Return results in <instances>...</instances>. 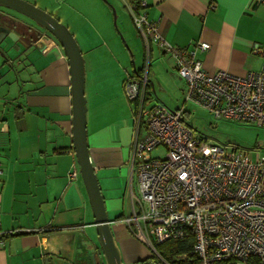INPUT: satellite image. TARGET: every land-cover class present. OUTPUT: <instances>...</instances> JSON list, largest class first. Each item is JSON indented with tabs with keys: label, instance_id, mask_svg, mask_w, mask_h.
<instances>
[{
	"label": "crops",
	"instance_id": "0c3cea01",
	"mask_svg": "<svg viewBox=\"0 0 264 264\" xmlns=\"http://www.w3.org/2000/svg\"><path fill=\"white\" fill-rule=\"evenodd\" d=\"M104 1L115 8L116 20L121 15L118 31L130 53L138 52L141 43L147 58L152 59L155 46V64L148 63L149 87L153 88L152 71L183 95L185 82L175 70L173 57L155 42L146 45L131 25L127 6L135 0ZM144 1L146 6L139 11L170 45L208 43L207 51L196 53L206 71L242 76L264 68V0ZM87 22L90 32L81 36L78 44L85 68L90 160L122 257L136 263L130 255L127 232L116 236L112 228L128 217L124 214L126 175L137 180L132 164L134 115L132 109L129 112L123 107V80L112 83L111 92L109 74L92 66L94 60L111 52L103 47L104 40L103 44L94 41L96 37L104 39L99 22L90 18ZM0 28L12 36L0 37V229L5 233L0 264H92L95 253L98 263L104 264L73 148L66 54L48 32L13 14L0 13ZM107 34L116 46L114 36ZM119 56L122 59L121 52ZM116 73L122 78L120 69ZM73 167L78 175L70 179L68 171ZM12 232L19 233L10 235Z\"/></svg>",
	"mask_w": 264,
	"mask_h": 264
},
{
	"label": "built area",
	"instance_id": "2783aa9c",
	"mask_svg": "<svg viewBox=\"0 0 264 264\" xmlns=\"http://www.w3.org/2000/svg\"><path fill=\"white\" fill-rule=\"evenodd\" d=\"M145 6L144 0L128 4L132 22L146 45L155 42L173 57L185 82L184 102L217 118L264 126V68L242 76L206 71L196 53L207 51L208 43L170 45L139 11ZM147 69L148 63L141 77L129 76L124 82L128 100L138 102L132 141L137 196L130 192L125 221L137 229L160 264L173 262L157 251L156 244L190 236L191 251L175 255L173 261L264 264V157L197 136L185 122L183 107L170 109L153 100ZM157 147L166 150L163 158L150 155ZM77 175L76 167L68 171L70 179ZM3 235L0 229V243Z\"/></svg>",
	"mask_w": 264,
	"mask_h": 264
},
{
	"label": "rangeland",
	"instance_id": "374dc122",
	"mask_svg": "<svg viewBox=\"0 0 264 264\" xmlns=\"http://www.w3.org/2000/svg\"><path fill=\"white\" fill-rule=\"evenodd\" d=\"M28 1L35 3L38 7L42 6L40 7L42 9L46 7L47 10H45L47 12L52 13L54 16H56V18L60 20V22L68 27L77 42H79L81 36H83L87 32H90V26L87 24V19L90 18L91 20H96L99 22L98 24L102 26V34L104 39H99L98 37H96V35H94V38L96 37L94 41L95 43L99 42L100 44H103L104 40L105 42L103 44V47L105 49L106 47H109L111 55L109 53L101 55V58L93 61L92 66L100 67L102 70H105L109 74L108 78L111 86V92L112 83L116 84L118 82V79H120L121 83V81L123 80L121 86L122 94L125 100V102H123V107L127 108L130 112L131 108L129 109V100L126 94L124 80L132 74L133 65L136 67H140L144 64V69L147 68V63L154 66L157 53L155 46L152 45L154 52V56L152 59L147 58L146 48L142 47L141 43L138 47V52L135 51L133 53H130L127 47L128 45L124 42V38L118 31V26H120L122 23V17L120 15V19H117L115 21L113 7H109L108 3L104 0ZM0 13L13 14L20 19H23L27 23L38 27L30 19L16 13L13 10L0 6ZM119 14H122V11L119 10ZM122 16L124 17V13L122 14ZM130 20L131 23L132 19L130 18ZM131 25L135 28L133 22L131 23ZM73 30H77V32L74 33ZM107 33H110L114 36L116 46L111 43V40ZM119 52H121L123 55L122 59L119 56ZM131 54L133 55V57ZM116 69H120L122 78H120L118 73H116ZM154 74L155 73H152L151 71V77H149V79L153 82V88L149 87V92L153 96V100L165 104L170 109H178L183 107V109L185 110V113L183 115L185 122L193 129L197 136L206 139L208 142L227 146L228 148L240 147L241 149L250 151L251 155L254 157H264V126H258L253 123L241 122L226 118H217L211 112L204 108L195 106L189 102L185 103L184 96L181 95L180 92H176L174 89H172L166 83L163 76H154ZM89 82L91 83V80H89ZM89 82L88 85H90ZM116 93L117 91L115 92V94ZM143 133L144 130L142 129L141 134ZM165 153L166 150L163 147H157L150 152V155L152 157L163 158ZM125 187L126 195L124 201V214L128 215L129 217L131 208L130 192L132 191L134 195L137 196V184L135 177L131 178L129 175H126L124 181V188ZM118 224L112 227L113 232L116 236L120 231H123L124 233L127 232V243L131 251L130 255L132 257V260L152 257L153 253L151 249L146 244V242L139 238V232L136 228H134V230L136 231H133L129 227L125 219L123 220V222H118ZM122 261L124 262V264H134L131 263L130 259H128L126 256L122 257Z\"/></svg>",
	"mask_w": 264,
	"mask_h": 264
},
{
	"label": "water",
	"instance_id": "95a60500",
	"mask_svg": "<svg viewBox=\"0 0 264 264\" xmlns=\"http://www.w3.org/2000/svg\"><path fill=\"white\" fill-rule=\"evenodd\" d=\"M0 6L30 19L38 26L36 28L48 32L58 41L66 54L71 89L73 148L79 173L92 208L93 225L96 227L98 245L104 264H124L120 248L111 230L112 221L108 218L105 201L90 160L86 131L85 68L79 44L66 25L52 13L38 7L35 3L28 0H0ZM113 13L116 21L117 14L114 7ZM6 35L12 38L8 31L0 28V37ZM95 254L92 255V264H98Z\"/></svg>",
	"mask_w": 264,
	"mask_h": 264
},
{
	"label": "trees",
	"instance_id": "16d2710c",
	"mask_svg": "<svg viewBox=\"0 0 264 264\" xmlns=\"http://www.w3.org/2000/svg\"><path fill=\"white\" fill-rule=\"evenodd\" d=\"M132 2H136V0L132 1ZM133 68L134 69H133V72L130 75V77L139 78V77H141L143 75L144 68H145L144 64L141 65L140 67H136L135 66ZM125 80H124V82H125ZM137 103L138 102L129 100V105H130V107L132 109V112H134L133 109H134V106L137 105ZM120 216H118L117 218H119ZM18 233L17 232H12V233H9V234L13 235V234H18ZM155 247H156L157 251L162 256H164L168 260L172 261L173 264H197L196 260H194L192 262L190 260H183V261H173L172 260V258L175 255H177V254L189 253L191 251V248H192V238H191V236L187 237V238H185L183 240H170V241H167V242L162 243V244H156ZM148 258L149 257H146V258H144V260H147ZM97 261H98V259H97ZM138 261L135 264H137Z\"/></svg>",
	"mask_w": 264,
	"mask_h": 264
},
{
	"label": "flooded vegetation",
	"instance_id": "af4514ba",
	"mask_svg": "<svg viewBox=\"0 0 264 264\" xmlns=\"http://www.w3.org/2000/svg\"><path fill=\"white\" fill-rule=\"evenodd\" d=\"M135 264V263H134ZM137 264H160L153 257H149L147 260L141 259Z\"/></svg>",
	"mask_w": 264,
	"mask_h": 264
}]
</instances>
